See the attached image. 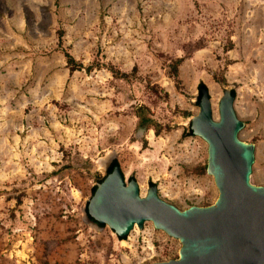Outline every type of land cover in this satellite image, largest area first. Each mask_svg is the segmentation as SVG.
<instances>
[{
    "label": "rangeland",
    "instance_id": "1",
    "mask_svg": "<svg viewBox=\"0 0 264 264\" xmlns=\"http://www.w3.org/2000/svg\"><path fill=\"white\" fill-rule=\"evenodd\" d=\"M68 54L74 60L66 62ZM225 88L264 186V0H0V264H151L180 243L150 221L123 239L82 223L115 160L178 209L217 196L188 130L198 83Z\"/></svg>",
    "mask_w": 264,
    "mask_h": 264
},
{
    "label": "water",
    "instance_id": "2",
    "mask_svg": "<svg viewBox=\"0 0 264 264\" xmlns=\"http://www.w3.org/2000/svg\"><path fill=\"white\" fill-rule=\"evenodd\" d=\"M196 90L198 112L187 127L206 143L205 172L217 189L213 203L178 209L159 198L150 183L140 196L137 182L131 175L124 181L111 153L103 161L104 176L81 207V221L95 230L106 224L119 239L134 224L140 228L150 221L179 241L177 258L151 264H264V186L249 182L253 146L237 137L243 123L232 108L233 90H223L217 119L200 82Z\"/></svg>",
    "mask_w": 264,
    "mask_h": 264
},
{
    "label": "trees",
    "instance_id": "3",
    "mask_svg": "<svg viewBox=\"0 0 264 264\" xmlns=\"http://www.w3.org/2000/svg\"><path fill=\"white\" fill-rule=\"evenodd\" d=\"M65 56H66V62L70 65H72L73 63H74V60L71 58V56H69L68 54H65ZM202 86H203V88L205 89V86L202 84V83H200ZM198 85V84H197ZM232 90V89H231ZM233 93H234V91H233ZM234 95V94H233ZM115 162H116V164H117V161L115 160ZM100 180V179H99ZM99 180L97 181V182H99ZM150 184H152V183H150ZM91 188H92V186H91ZM91 188H90V191H91Z\"/></svg>",
    "mask_w": 264,
    "mask_h": 264
},
{
    "label": "bare ground",
    "instance_id": "4",
    "mask_svg": "<svg viewBox=\"0 0 264 264\" xmlns=\"http://www.w3.org/2000/svg\"><path fill=\"white\" fill-rule=\"evenodd\" d=\"M133 229V228H132Z\"/></svg>",
    "mask_w": 264,
    "mask_h": 264
}]
</instances>
